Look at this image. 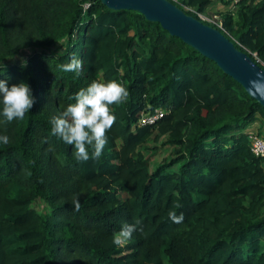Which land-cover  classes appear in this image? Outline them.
<instances>
[{
	"label": "trees",
	"instance_id": "trees-1",
	"mask_svg": "<svg viewBox=\"0 0 264 264\" xmlns=\"http://www.w3.org/2000/svg\"><path fill=\"white\" fill-rule=\"evenodd\" d=\"M170 1L195 17L212 2ZM218 15L220 24L202 22L264 68V0ZM58 40L62 49L49 50ZM28 45L37 48L25 67L7 62ZM73 57L79 74L61 70ZM0 80L27 83L35 99L12 122L0 103V136L9 138L0 142V264H264V157L244 130L256 116L264 126V109L214 61L100 0H0ZM93 80L117 81L129 97L111 106L101 157L89 148L80 162L50 120ZM156 142L169 152L150 168L156 145L146 143ZM36 198L46 212L31 206ZM125 224L136 231L118 247L112 237Z\"/></svg>",
	"mask_w": 264,
	"mask_h": 264
},
{
	"label": "clouds",
	"instance_id": "clouds-1",
	"mask_svg": "<svg viewBox=\"0 0 264 264\" xmlns=\"http://www.w3.org/2000/svg\"><path fill=\"white\" fill-rule=\"evenodd\" d=\"M27 61L22 62L25 67ZM64 72L79 74L83 68V61L73 57L70 62L60 66ZM248 90L257 98L264 99V73H257L255 79L249 80ZM127 88L117 81L107 83L93 80L87 87L81 88L75 95L74 103L50 120L51 134L65 144L73 146L77 161L85 162L90 158L89 148H92L91 158L99 159L108 142L107 132L113 127L116 116L111 106L123 104L127 101ZM0 103L2 115L8 122L23 120L35 103L31 87L25 83L8 86L7 81L0 80ZM0 142L7 144L9 138L0 136ZM74 210H80V203L73 200ZM179 205H177L178 207ZM169 219L174 223H181L183 215L177 216L175 211L169 212ZM136 231V225L125 224L112 237V243L122 246Z\"/></svg>",
	"mask_w": 264,
	"mask_h": 264
},
{
	"label": "water",
	"instance_id": "water-1",
	"mask_svg": "<svg viewBox=\"0 0 264 264\" xmlns=\"http://www.w3.org/2000/svg\"><path fill=\"white\" fill-rule=\"evenodd\" d=\"M100 2L112 9L135 10L146 19L158 22L170 35L178 37L201 55L214 61L264 109V99L253 96L248 90L249 80L255 79L258 72L264 73V68L246 52L237 48L218 28L184 12L170 0H100Z\"/></svg>",
	"mask_w": 264,
	"mask_h": 264
},
{
	"label": "rangeland",
	"instance_id": "rangeland-1",
	"mask_svg": "<svg viewBox=\"0 0 264 264\" xmlns=\"http://www.w3.org/2000/svg\"><path fill=\"white\" fill-rule=\"evenodd\" d=\"M214 2V3H212ZM212 5H210L205 11L204 14L207 16H212L215 15V17L217 16L216 14H219L220 11L224 10V8H222V6H218L216 3V1L212 0ZM221 3H223V0H221ZM226 7H230L229 4L225 6ZM19 14V12L17 10L13 11V15L16 17ZM62 41L58 40L54 43H52V45H50L49 50L53 51V52H57L60 51L62 49ZM37 48L33 45H28L25 48H22L19 50V52L17 54H15L13 57L11 58H7V62L8 63H21L24 61V58L34 49ZM259 117L256 116V118L254 119L253 122L249 123L247 126L244 127V130L246 131V133L249 134V132H257L263 139H264V126L262 124H260L259 122ZM152 144H155L156 147L153 148V154L150 157V168H152L156 162H158L161 158H163V156H165L166 154H168L169 152V147H166V145H162L160 144V142H156V143H146V145L150 146ZM148 152H150V148H144L143 149V153L149 154ZM31 206L36 209L38 212H46L48 209V206L46 204V202H44L43 200H41L40 198H36L32 201Z\"/></svg>",
	"mask_w": 264,
	"mask_h": 264
},
{
	"label": "built area",
	"instance_id": "built-area-1",
	"mask_svg": "<svg viewBox=\"0 0 264 264\" xmlns=\"http://www.w3.org/2000/svg\"><path fill=\"white\" fill-rule=\"evenodd\" d=\"M238 0H230L229 3V9H232L234 7V3ZM197 18L199 20H203L206 22H212L215 24H220V17L217 15L212 14V16H207L204 14V12L196 11ZM162 114L161 109H156L153 114H144L139 118V123L143 124L145 122H151L154 120V118L160 116ZM247 138L249 140V147L250 150L256 154L264 157V139L256 132H249L247 133Z\"/></svg>",
	"mask_w": 264,
	"mask_h": 264
},
{
	"label": "crops",
	"instance_id": "crops-1",
	"mask_svg": "<svg viewBox=\"0 0 264 264\" xmlns=\"http://www.w3.org/2000/svg\"><path fill=\"white\" fill-rule=\"evenodd\" d=\"M214 1L217 2L216 4H217L218 6H222V5H224L223 3H221V0H214ZM212 3H214V2H212ZM212 3H211L210 5H212ZM210 5H209V6H210ZM209 6H208V7H209ZM225 6H226V5H225ZM225 6H222V8H224V9H229V7H226V8H225ZM216 15H218V14H216Z\"/></svg>",
	"mask_w": 264,
	"mask_h": 264
}]
</instances>
